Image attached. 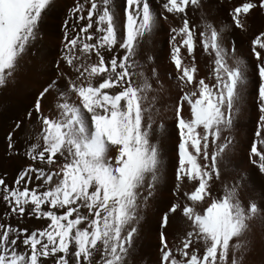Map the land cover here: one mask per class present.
<instances>
[{
	"label": "snow or ice",
	"instance_id": "obj_1",
	"mask_svg": "<svg viewBox=\"0 0 264 264\" xmlns=\"http://www.w3.org/2000/svg\"><path fill=\"white\" fill-rule=\"evenodd\" d=\"M54 3L0 0V88L37 54ZM121 9L122 22L116 0L65 4L51 75L5 134V158L20 163L11 179L0 171V264H140L138 225L161 181L157 137L169 118L177 158L156 217V264H245L264 192L230 172L232 131L251 87L248 159L264 176V31L249 44L254 80L226 33L247 32L264 0H122ZM161 28L166 78L149 47Z\"/></svg>",
	"mask_w": 264,
	"mask_h": 264
},
{
	"label": "bare ground",
	"instance_id": "obj_2",
	"mask_svg": "<svg viewBox=\"0 0 264 264\" xmlns=\"http://www.w3.org/2000/svg\"><path fill=\"white\" fill-rule=\"evenodd\" d=\"M116 2L119 19L122 22V0H116ZM232 2L235 3L236 0H232ZM67 3H70V0H55L54 6L43 19L41 25L43 38L37 45V54L25 56L20 63L15 80L9 83L7 87L0 88V171H7L9 179L15 174L20 162L17 159L5 158V134L10 130L13 122L22 117L25 109L32 101L33 94L51 75L50 62L56 58L57 49L60 46L61 23L65 4ZM221 15L224 22L227 23V17L223 13ZM261 31H264V16L252 15L247 21V32L229 31L226 33L229 42H236V56L240 61L248 64L250 77L253 80L254 77L251 73L253 59L249 54V44L250 40L255 38ZM149 47L156 58L157 71L166 78L172 66L167 61L168 46L165 28L157 31ZM205 73L206 69L201 67L200 74L204 75ZM255 119L256 109L250 87L232 131L235 138V150L231 154L229 170L233 174H243L246 177L244 183L247 190L259 198L260 194L264 192V176L258 174V170L249 163L248 159ZM157 141L162 149L165 167L162 170L157 191L150 198L147 206L141 210L142 216L138 225L139 237L137 239L140 264H156L159 244L156 217L157 213L163 210L171 199L178 136L170 118L166 122V130L158 135ZM112 154L109 153V155ZM31 223L35 226L40 224L36 221H31ZM248 240L250 250L245 256V264H264V220L256 219L252 221Z\"/></svg>",
	"mask_w": 264,
	"mask_h": 264
}]
</instances>
